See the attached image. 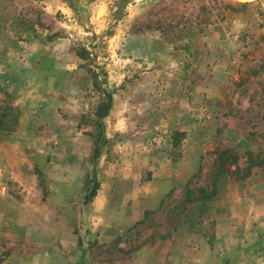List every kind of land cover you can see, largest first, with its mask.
<instances>
[{"label":"rangeland","instance_id":"374dc122","mask_svg":"<svg viewBox=\"0 0 264 264\" xmlns=\"http://www.w3.org/2000/svg\"><path fill=\"white\" fill-rule=\"evenodd\" d=\"M0 264H264V0H0Z\"/></svg>","mask_w":264,"mask_h":264},{"label":"trees","instance_id":"16d2710c","mask_svg":"<svg viewBox=\"0 0 264 264\" xmlns=\"http://www.w3.org/2000/svg\"><path fill=\"white\" fill-rule=\"evenodd\" d=\"M250 159V158H249ZM214 195V190H212L207 196L204 197V199H209Z\"/></svg>","mask_w":264,"mask_h":264}]
</instances>
